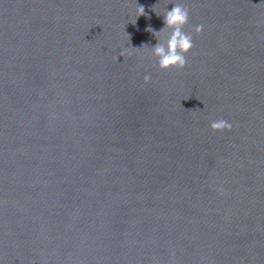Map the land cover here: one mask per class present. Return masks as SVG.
Masks as SVG:
<instances>
[{"label":"water","instance_id":"water-1","mask_svg":"<svg viewBox=\"0 0 264 264\" xmlns=\"http://www.w3.org/2000/svg\"><path fill=\"white\" fill-rule=\"evenodd\" d=\"M173 2L0 0V264H264V0Z\"/></svg>","mask_w":264,"mask_h":264},{"label":"clouds","instance_id":"clouds-1","mask_svg":"<svg viewBox=\"0 0 264 264\" xmlns=\"http://www.w3.org/2000/svg\"><path fill=\"white\" fill-rule=\"evenodd\" d=\"M172 5L171 10L166 8L163 12L164 27L162 29L159 31L151 27L146 29V31L152 33L157 39V43L150 48L147 45H142L138 48L132 47L134 49H147L149 54L156 58V64L161 70H168L171 68L183 69L187 64L186 56L194 46L192 34L184 31V27L189 21V8L185 6L183 0H176ZM152 11L155 12L157 16L160 15L156 5L153 6ZM142 15H145V9L142 5H138L135 9V17L137 18ZM136 18L129 22L134 24ZM203 30L204 26L202 24L195 25L193 29L197 35L202 33ZM161 33H166L163 42H161ZM127 54L126 51H121L119 55L125 57ZM143 79L145 84L151 82L150 75H145ZM209 127L213 131H222L225 129L231 130L232 125L227 120L218 119L210 121Z\"/></svg>","mask_w":264,"mask_h":264}]
</instances>
